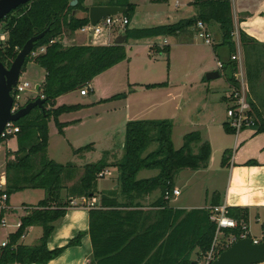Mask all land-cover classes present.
<instances>
[{"label":"trees","instance_id":"obj_1","mask_svg":"<svg viewBox=\"0 0 264 264\" xmlns=\"http://www.w3.org/2000/svg\"><path fill=\"white\" fill-rule=\"evenodd\" d=\"M33 0L7 15L0 27L7 35L0 43V61L10 67L19 51L32 37L47 31L35 43L33 53L45 48L43 53L32 54L26 59L22 73L30 62L44 69L45 79L37 98L45 99L44 108H35L14 124L19 127L18 149L6 151L5 174L7 185L4 193L11 195L28 190L41 189L45 197L34 206H26L27 214L20 219L17 230L8 236V242L0 247V264H47L63 253L65 247L50 250L48 240L56 223L71 206L73 199L93 198L97 192L101 173L109 167L119 172V194L125 202H119L117 192L100 194V207L89 211V234L93 246L90 264H193V255L204 257L212 248L217 224L210 219L209 209H174L168 206L166 192L174 189L177 174L184 169H206L211 157V146L203 141L199 131L183 137V145L175 149L172 141L171 120L129 121L125 128L123 157L114 165L108 163L107 154L97 162L78 167L73 163L60 164L48 156L49 122L51 119L60 133L67 124L59 117L64 113L78 111L81 105H61L56 100L71 92L88 87L94 78L127 59L126 44L157 36H179L198 31L199 22L207 27L218 26L221 41L213 45L221 72L230 86H238L236 74L237 54L234 38L235 25L231 0H192L197 16L170 25L152 28L124 29L127 36L122 45H71L64 46L63 36L71 35L90 24L89 18L74 16V11L89 12L85 0ZM157 2H161L155 0ZM107 5L125 7L122 16L132 20L136 5L130 0H109ZM193 34V32H192ZM239 41L242 62L248 87L251 112L255 116L257 133L264 132V45L240 31ZM227 50L223 58L219 49ZM152 51L169 53V47H152ZM166 83L146 85V88L164 86ZM124 94L113 98H122ZM30 99L26 104L36 100ZM24 107V106H22ZM225 132L235 131L227 123ZM12 138V137H10ZM157 144V149L143 156L147 149ZM194 152V145H198ZM92 150L86 145L75 150L82 154ZM231 158L225 152L222 164ZM141 170H158L157 176L137 179ZM160 190L161 196L149 210H143L135 201ZM218 206L219 203H214ZM228 215L238 222H248V210L228 207ZM42 227L41 237L33 244L21 243L28 228ZM225 237L240 239L241 227L225 229ZM249 237V235H248ZM81 235L70 241L68 247L79 245ZM223 250L220 251V253Z\"/></svg>","mask_w":264,"mask_h":264},{"label":"rangeland","instance_id":"obj_2","mask_svg":"<svg viewBox=\"0 0 264 264\" xmlns=\"http://www.w3.org/2000/svg\"><path fill=\"white\" fill-rule=\"evenodd\" d=\"M188 1L189 0H180V3L185 5ZM189 7L190 6L183 7V12L189 11ZM133 26L134 28H140L138 24L133 23ZM214 27H216L215 34L211 39L217 42L221 40V33L218 26L215 25ZM120 30L123 31L124 29ZM158 37H167L166 43L163 39H159ZM183 37L185 38V36L181 34L179 36H157L140 39L142 41L131 39L129 41L130 43H128L129 45H132L134 41L140 42L137 45L126 46L127 59L115 65L114 69L112 67L113 70L110 68L109 72L106 74H100L101 76L99 75L100 77L96 80V83L93 84L94 90H88V95L86 97L81 96L80 90H77L64 95L56 101V107H58L61 105H88L96 102L98 98L96 96L105 98L101 100L99 104L97 103L95 107H93L94 105L91 107L83 106L78 111L64 113L59 117L60 122L77 119L81 120V125L78 127H71V130H68V135L71 136V138L74 136L73 133L80 132L82 134L80 140L77 141L81 146L92 143L93 141L90 134L93 135L92 138H95L93 140L96 141V147L99 151L94 154L91 153L93 155L92 160L101 159V157L104 156L103 150H106L108 147L114 148L116 157L119 156L121 158L124 154L123 144L125 142V131L123 130L122 122L127 120V118H132L131 121L143 119H174L175 129L173 138L177 148H180L182 136L184 134L197 130L195 126V117L198 116L197 112L201 104L200 101L203 99L202 96L205 95L203 93L207 85H204L206 82H204V78L209 72L205 71L206 68H204V66L208 65V69H217V60L212 46L207 45L197 34L194 35L193 38L189 40L190 43L187 44L183 43ZM103 38V34L95 36L93 42L101 43L104 41ZM154 43L155 45H153ZM151 44L161 49L168 46L169 53L159 52L158 50H154V52L150 53L149 47ZM44 72L45 71L35 63L30 62L27 64L25 71L21 74V80L29 82L31 86L22 95V100L20 101L22 106H25L28 100L37 98L38 93L36 91V86L41 84ZM139 82H161L166 83V85L153 88H138L135 84ZM213 83L221 89L227 88L224 76L215 80ZM96 89H98V94L94 93L97 91ZM122 94H124L122 98H113ZM219 107L220 112H218V114H221V120L227 121L226 105L223 104ZM207 114L208 111H206L204 116ZM49 127L51 130V158L59 163L72 161V149L60 135L61 133L53 119L49 122ZM107 132L108 135L106 134ZM107 136H109L111 140L109 143L107 141L109 137ZM227 136L228 135L224 133L223 129L219 130L218 127H214L212 139L216 161L213 165V170L219 169L220 166L221 159L219 157V149L223 146H229L230 148L234 144L235 138H227ZM179 139L180 143H178ZM16 140V136H13L6 144L1 143L0 171L1 169L3 171L5 152L7 151L6 145L8 144V150H15L17 149ZM227 140L228 142L226 143ZM156 149L157 144H152L143 156H146ZM107 171L108 174H106L104 178L98 180L99 187L104 191V194L113 192L111 191L113 179L117 177L118 173L115 168L112 170L108 168ZM157 173V170H142L137 178H150ZM189 173H184L182 176L180 175V177H178L180 185H184L186 180H189V182L182 191V196L177 198L176 201H172V205L179 207L187 203L195 208H199L205 204V189L215 182L221 183V178L218 176L213 179V177L211 178V176L208 175V179L206 175L203 174L193 175L194 177H191L190 175L192 174ZM206 181L207 183H205ZM211 188L212 187H210V189ZM160 193L161 191L159 190L153 194L154 196H159ZM43 194L44 191L42 190H24L13 194L10 198L13 205H20L22 203L35 204L43 198ZM9 210L10 209H7V211ZM3 217L7 225L4 226L0 223V246L6 243L7 234L11 231L8 225L14 224L19 218L14 215H10L8 218L6 215ZM248 234L251 239L263 240L264 230L259 223L253 220L250 224ZM221 241L225 242L226 238L221 237L219 242ZM193 261L198 264H204V257L194 254Z\"/></svg>","mask_w":264,"mask_h":264},{"label":"crops","instance_id":"obj_3","mask_svg":"<svg viewBox=\"0 0 264 264\" xmlns=\"http://www.w3.org/2000/svg\"><path fill=\"white\" fill-rule=\"evenodd\" d=\"M108 1L109 0H85V6L89 7V9L92 6H106ZM158 1L161 2H157L155 0H130L131 3L136 5V12L132 20L129 22V28L143 29V28H152L161 25H170L177 23L180 20L189 19L197 16V9L195 6L192 5V0H189L188 3H186L185 5L180 3V0H158ZM231 3H232V11H233V20L236 30L235 40L237 41V43H239V33L240 31H243L248 36L254 38L260 44L264 45V0H231ZM185 6H190L189 7L190 10L183 12V7ZM73 15H76L78 17H85L86 13L81 11H74ZM133 23L138 24L140 28H134ZM215 28L216 27L214 26L207 27V30L211 35V37L215 34ZM194 31L195 30L192 29L189 33L182 34L183 36H185V38L183 37L184 44L190 43L189 40H191L194 35L197 34L199 36V32L198 31L194 32ZM102 34L104 35L103 38L104 41L101 43L93 42L94 37L85 32H82L81 30H78L77 32L71 35L63 36L61 41L64 46L90 45V44L111 45L114 44L115 40L119 36L125 35L124 30L122 31L119 28L105 30L103 31ZM158 38L163 39L164 42L166 43L167 37H158ZM129 41L128 43H130ZM140 41H134L132 42V45L134 44L137 45ZM220 41L221 40L216 42V40H214V44H218L220 43ZM128 43L126 44L127 47L132 46L129 45ZM153 45H155V43ZM153 45L151 44L149 47L150 53L154 52L151 50V48L156 47ZM213 45H210L212 46V49H213ZM219 53L223 58H227V50L225 48L219 49ZM214 55H216L215 52ZM215 57L217 60V69L214 68L208 69L207 68L208 65H206L204 66V68H206L205 71H209V72L218 71L221 73V77H222L223 74L219 66V60L217 59V55ZM107 72H109V70L101 75H104ZM100 76L93 79V81L90 83L91 91L94 90L93 84L96 83V80ZM44 79H45V72L41 80V84L43 83ZM215 80H207L206 77L204 78V82L205 81L207 82L204 83V85H207L203 93L205 95L202 96L203 99L200 101L201 104L199 105V109L197 112L198 116L195 117L196 118L195 126L197 127L196 128L197 130L195 131H199L202 134L203 141H207L211 146V157H210L209 165L206 169H200V170L184 169L180 171L174 180V189H179L180 195L172 196L168 201V206L174 209H184V210L203 209V208L209 209V207L215 206L214 203L216 204L219 203V205L226 207H241L248 210V222L246 223L248 224L249 230H250V224L253 220L256 223H259L264 230V132L257 133V130L254 128H245L241 132L239 133L235 132L234 134H228L227 132H225L223 124L227 123V121L226 120L222 121L220 118L221 114H218V112H220L219 106L223 104L226 105V110L228 108V104H229L228 94H229L230 85L228 84V82H226L227 88L221 89L219 86L213 83ZM41 84L36 86V91H37V87L38 86L40 87ZM153 84H161V82H145V83L139 82L136 83L135 85L138 88H145L146 85H153ZM96 90L97 91L94 93L98 94V89ZM37 93L39 95L38 91ZM87 95H84L83 97H86ZM61 97H59L58 99H60ZM96 97L98 98L96 99L95 103L88 105L85 104H80V105H82V107L83 106L91 107L94 105L93 107H95L97 103L99 104L101 100L105 99V98H99V96ZM58 99L56 101H58ZM206 111H208V114L204 116L206 114ZM131 119L132 118H127V120L122 122L124 131L127 122L131 121ZM143 120H155V119H143ZM171 121L173 122L172 141L174 148L176 149L177 148L176 143L173 138L175 122L174 119H172ZM61 123H65L67 124V126L64 128L63 133H61L60 135L70 145L72 149L73 159L72 161L67 163H73L78 167H82L86 164L94 163L100 160V159L92 160L93 155L91 153L94 154L98 152L99 149L96 147V141L93 140L95 138L94 137L92 138L93 135L91 134L90 136L93 142L90 144L92 145V150L88 152H84L82 154H75V150L84 147L77 143V141L80 140L82 134L80 132L73 133L74 136H72L71 138V136L68 135V130H71V127H78L79 125H81L82 122L80 119L67 120ZM214 127H218L219 130L223 129L224 133L228 135L227 138L229 137L235 138L234 144L233 146H231L233 148L231 147L229 148V146H223L219 149V157L221 160L219 164L220 165L219 169L217 170H213V165L215 164L216 161L215 159L216 155H214L215 150L213 148V139H212V133ZM50 131L51 130L49 127L48 156L51 160H54L50 156V146H51ZM106 134L108 135V132ZM186 134L182 136V144H180L181 145L180 148L183 145V137ZM107 141L108 143L111 141L110 137L107 138ZM227 142L228 140L226 141V143ZM178 143H180V139ZM7 146L8 144L6 145V150H8ZM199 146L200 144L194 145L193 148L195 153L198 152ZM17 149H18V143H17ZM17 149L15 150L9 149V150L16 151ZM225 152H230L231 158L226 164L223 165L222 159ZM103 153L107 154L106 157L108 159V163L111 165H114L123 157V155L122 156L120 155L121 158L119 156L116 157V151L112 147L106 148V150H103ZM54 161L56 162V160ZM57 163L59 162L57 161ZM67 163H60V164L65 165ZM5 164H6V152L4 158L3 171L1 169L0 174L5 173ZM113 168L117 169L114 166L109 167L110 170H112ZM158 173L155 176H157ZM184 173L192 174L190 175L191 177L193 175L196 176L199 174H203L206 175L207 178L208 175H210L211 178L213 177V179L214 177H218V176L221 178V180L219 179L221 183L215 182L213 183V185L211 186L209 185L208 186L209 188L207 187V189H205L206 196H205L204 206L195 208L191 204H187V203L184 206H179V207L172 205V201L174 202V200L176 201L177 198L181 197L182 191L185 189L186 185H188L189 180H186L184 185H180V181L178 180V177H180V175L182 176V174ZM118 178H119V172L117 173V177L113 179V185L111 191L117 192L119 196V202L124 203L125 202L124 198H122L121 195L119 194L120 190L118 185ZM205 183H207V181ZM210 187L212 188L210 189ZM28 190H41V189H28ZM97 192L98 194L93 198L73 199L72 201H74L76 205L74 204L72 205L71 203V206L67 209L66 215L56 223L55 229L48 240V248L50 250H54L57 248L65 247V250L61 255L51 260L47 264H90L91 263L93 246L89 234V227H90L89 211L92 208L100 207V197H101L100 194H104V191L101 190V188L99 187V183L97 184ZM153 193L148 196L142 197L141 199L136 200L135 204L139 203L142 206L143 210H149L151 206L154 203H156V201L161 196V193L159 196H154ZM10 197L8 198V202H7L10 210L7 211L5 215L7 218L10 215H14L15 217L18 216L19 218L18 220H16L14 224L8 225V228H10L11 231H9L7 234L6 243L4 245H1L0 247L5 246L8 242V236L17 230L18 225L20 223V219L27 214L26 206H34L38 204L42 199H44L45 192L43 194V198H41L35 204L22 203L20 205H13L11 203ZM92 203L94 206H91ZM42 232H43L42 227L32 226L28 228L26 234L22 237L20 242L26 245H33L41 237ZM79 235H81V240L79 245L68 247L70 241H72Z\"/></svg>","mask_w":264,"mask_h":264},{"label":"built area","instance_id":"obj_4","mask_svg":"<svg viewBox=\"0 0 264 264\" xmlns=\"http://www.w3.org/2000/svg\"><path fill=\"white\" fill-rule=\"evenodd\" d=\"M129 25L128 18L120 15L116 16H109L103 20H101L97 25L93 26L91 24L83 27L80 29L82 32H85L93 37L99 36L105 30L110 29H125L126 26ZM197 29L199 32L200 38H202L206 44L213 45L214 41L211 39V35L209 34L207 27L205 24L199 22L197 25ZM236 37V30L234 32V38ZM7 35L2 31L0 27V43L6 41ZM236 41V40H235ZM237 54L232 56V60L237 61L239 65L238 73L236 74V78L238 80V86H230L229 88V104L226 110L227 114V124L233 129L236 133L240 132L245 128H254L256 125L255 116L251 112V106L249 103V94H248V87L246 83L245 71L241 57V47L240 41L237 43ZM45 48H41L38 52H34L32 55L35 56L39 53H43ZM220 69L222 64L219 62ZM30 83L26 81H20L18 85L13 90V98H14V106H13V113L18 111L22 108L20 101L22 100V95L30 88ZM90 87V86H89ZM82 96L88 94V87L82 89L80 91ZM19 132V127L16 126L14 123H8L0 136V151H1V143H7L10 137L15 136ZM108 171H104L100 174V178H104ZM7 185L6 174H0V223L2 225H7L5 219H3L8 206V195L4 193V190ZM180 190L173 189L171 192H166L165 199H170L171 196H179ZM72 205H76L74 201L71 202ZM91 206H94L93 203ZM210 211V219L217 224V232L214 239L213 246L211 250L204 255V264H212L219 256L220 251L227 250L235 241L239 240L235 236L231 235L229 237H225L224 230L225 229H235L237 227H241L243 230V234L241 235L240 239L250 238L248 237L249 227L248 224L244 221L238 222L234 218L228 215V207L218 205V206H211L209 207ZM20 224V223H19ZM19 227V225H18ZM221 237H225V242H219ZM228 238V239H227ZM255 244L263 243V240L259 239H252Z\"/></svg>","mask_w":264,"mask_h":264},{"label":"water","instance_id":"obj_5","mask_svg":"<svg viewBox=\"0 0 264 264\" xmlns=\"http://www.w3.org/2000/svg\"><path fill=\"white\" fill-rule=\"evenodd\" d=\"M32 1L33 0H0V22L12 11ZM76 4L77 0L71 2V6H75ZM125 10V7L119 6H92L85 17L87 16L90 24L95 26L101 20L109 16L122 15ZM46 32L47 31H44L43 33L29 39L19 51L10 67H6L0 61V136L8 123L19 121L21 118L30 114L35 108H40L42 111H45V99L37 98L13 113L14 98L12 93L20 81L26 59L33 53L35 43L42 39ZM126 40L127 36L121 35L115 40L114 44L122 45ZM220 77L221 73L218 71L206 74L207 80H215ZM39 89L40 87L38 86L37 91H39ZM261 263H264V242L255 244L251 238H244L235 241L227 250L223 251L212 264Z\"/></svg>","mask_w":264,"mask_h":264}]
</instances>
